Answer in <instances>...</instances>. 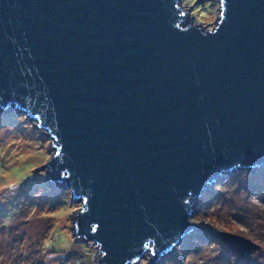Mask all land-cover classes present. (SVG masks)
Instances as JSON below:
<instances>
[{
	"label": "water",
	"instance_id": "obj_1",
	"mask_svg": "<svg viewBox=\"0 0 264 264\" xmlns=\"http://www.w3.org/2000/svg\"><path fill=\"white\" fill-rule=\"evenodd\" d=\"M183 1L0 0V112L53 140L98 264H159L202 228L196 201L264 167V0H214L213 30Z\"/></svg>",
	"mask_w": 264,
	"mask_h": 264
},
{
	"label": "rangeland",
	"instance_id": "obj_2",
	"mask_svg": "<svg viewBox=\"0 0 264 264\" xmlns=\"http://www.w3.org/2000/svg\"><path fill=\"white\" fill-rule=\"evenodd\" d=\"M181 7L207 30L220 16L214 0H184ZM55 153L37 122L0 112V264H98L95 244L73 233L82 204L63 185H51L46 165ZM195 212L191 221L202 228L159 264H241L217 232L264 245V167L225 176L196 201ZM249 259L264 264V250ZM139 264H151V256Z\"/></svg>",
	"mask_w": 264,
	"mask_h": 264
},
{
	"label": "flooded vegetation",
	"instance_id": "obj_3",
	"mask_svg": "<svg viewBox=\"0 0 264 264\" xmlns=\"http://www.w3.org/2000/svg\"><path fill=\"white\" fill-rule=\"evenodd\" d=\"M228 233V232H227ZM222 233L217 232V236L219 237V239L221 240L222 245L224 246V248L231 254V256L235 257L237 260H241L239 262H242L241 264H263V263H259L258 260H254V259H249L250 257H252L253 255H257L260 254L263 250H264V245L262 243H255L256 245V249L255 251H252L251 253L248 254H244L241 255L235 251H233V249L225 243L224 239L221 236Z\"/></svg>",
	"mask_w": 264,
	"mask_h": 264
},
{
	"label": "trees",
	"instance_id": "obj_4",
	"mask_svg": "<svg viewBox=\"0 0 264 264\" xmlns=\"http://www.w3.org/2000/svg\"><path fill=\"white\" fill-rule=\"evenodd\" d=\"M49 253H52V254H55V255H61V254H58V252H56V251H52V252H49Z\"/></svg>",
	"mask_w": 264,
	"mask_h": 264
}]
</instances>
